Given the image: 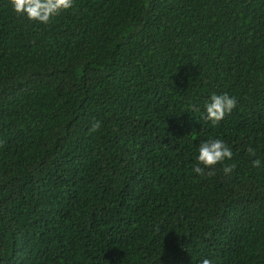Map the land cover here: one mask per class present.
I'll return each mask as SVG.
<instances>
[{"label":"trees","instance_id":"obj_1","mask_svg":"<svg viewBox=\"0 0 264 264\" xmlns=\"http://www.w3.org/2000/svg\"><path fill=\"white\" fill-rule=\"evenodd\" d=\"M210 137L233 156L197 174ZM205 257L264 264V0H0V264Z\"/></svg>","mask_w":264,"mask_h":264},{"label":"clouds","instance_id":"obj_2","mask_svg":"<svg viewBox=\"0 0 264 264\" xmlns=\"http://www.w3.org/2000/svg\"><path fill=\"white\" fill-rule=\"evenodd\" d=\"M73 0H12V8L17 13H23L30 20H36L41 23H47L51 17L56 16L61 10H67L72 7ZM236 106V97L227 92L211 93L203 103V119L215 125L222 120L226 114ZM92 129L99 127V121L91 125ZM249 153L253 152L251 147L246 149ZM233 156L232 148L219 137H210L202 140L196 147V161L192 171L199 174L208 168L211 172V166L218 162L231 159ZM254 166L260 164L259 159L251 161ZM203 166V167H202ZM234 165L223 167L225 173H229ZM199 264H212L208 258H202Z\"/></svg>","mask_w":264,"mask_h":264}]
</instances>
